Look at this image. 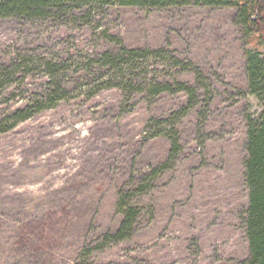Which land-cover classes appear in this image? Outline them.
Wrapping results in <instances>:
<instances>
[{
	"label": "rangeland",
	"instance_id": "1",
	"mask_svg": "<svg viewBox=\"0 0 264 264\" xmlns=\"http://www.w3.org/2000/svg\"><path fill=\"white\" fill-rule=\"evenodd\" d=\"M247 47L226 7L0 18V121L33 107L0 133V264H243ZM123 48L148 52L114 81ZM121 194L139 215L107 243Z\"/></svg>",
	"mask_w": 264,
	"mask_h": 264
},
{
	"label": "trees",
	"instance_id": "2",
	"mask_svg": "<svg viewBox=\"0 0 264 264\" xmlns=\"http://www.w3.org/2000/svg\"><path fill=\"white\" fill-rule=\"evenodd\" d=\"M107 5L158 9L201 5L215 8L226 7L234 10L235 21L243 31L248 46L245 50V74L248 90L261 107L256 118L247 120L246 127L247 155L244 164V178L248 189V207L245 227L250 255L243 264H264V0H0V18L37 19L53 12L63 14L70 8ZM147 52L123 48L116 54L105 53L100 58V62L103 63V66L111 69L115 81L118 78H124V75L130 71H134L136 64H141L140 62L145 59ZM151 53L153 52L151 51ZM129 83L135 84L131 79H129ZM154 87L155 91L170 89V85L156 84ZM180 88L182 89L183 86ZM62 93V88L56 85L41 100L40 108L43 105H53L54 101L62 98ZM187 109L186 106L182 112ZM32 112V106L16 110L12 113L14 120L10 124H7L9 119L0 121V133L11 128L15 123L25 120ZM176 147H178L177 142L174 143V148ZM118 209L122 214L121 223L114 233L106 235L107 243L127 239L132 234L139 215L138 208L128 202L126 194L120 195Z\"/></svg>",
	"mask_w": 264,
	"mask_h": 264
}]
</instances>
